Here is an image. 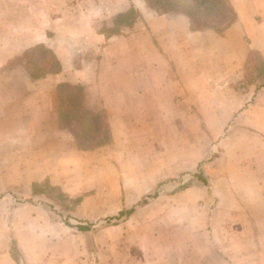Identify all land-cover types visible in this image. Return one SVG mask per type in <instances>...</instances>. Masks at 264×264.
Instances as JSON below:
<instances>
[{
  "label": "rangeland",
  "instance_id": "obj_1",
  "mask_svg": "<svg viewBox=\"0 0 264 264\" xmlns=\"http://www.w3.org/2000/svg\"><path fill=\"white\" fill-rule=\"evenodd\" d=\"M157 1L149 0L152 5ZM43 7L47 8L43 0H0V81L12 74L6 73L11 66H20L13 78L35 80L48 74L41 73L48 67L51 52L43 45L29 47L45 33L55 34L45 31L48 22L44 24L43 18L49 14ZM136 16L131 10L118 19L128 21ZM107 23L117 31L113 19ZM23 48V53L14 55ZM248 68V78L261 82L264 60L260 55L252 54ZM19 89L28 93L27 86ZM79 91L70 89L75 95ZM142 94L132 100L124 94L125 101L115 104L118 142L97 155L86 152L70 158L69 150H60L61 145L45 138L44 149L30 155L24 152L25 160L30 156L35 160L27 166L23 152L7 149L4 140L8 137L0 127V255L7 248L13 264H141L147 262L141 259L162 255L199 257V264H264V226L257 230V216L247 222L243 215L213 213L225 208L216 207L202 183L201 196H177L193 182L204 180L203 163L221 151L233 121L226 117L224 104L179 103L168 112L172 117L164 118L160 114L168 104L154 102V94ZM192 105L200 109V116L195 112L198 116L191 117L187 110ZM210 107L219 109L222 117L210 118L214 110ZM105 116L99 118L103 130L96 128L92 116L86 117L87 128L68 120L61 129L74 127L77 134L72 132V137L90 144L108 139V144L111 134ZM209 128L215 133L211 145ZM193 146L199 148L201 166L174 175L173 162L184 160ZM65 157L69 161L64 162ZM53 158L56 166H50ZM51 171L56 178L64 175L68 184L52 183L47 175ZM156 193L157 197L140 204ZM133 207L129 216L106 221ZM88 225V231L78 228Z\"/></svg>",
  "mask_w": 264,
  "mask_h": 264
},
{
  "label": "crops",
  "instance_id": "obj_2",
  "mask_svg": "<svg viewBox=\"0 0 264 264\" xmlns=\"http://www.w3.org/2000/svg\"><path fill=\"white\" fill-rule=\"evenodd\" d=\"M230 3L236 19L223 30H217L202 26L186 13L164 12L149 0H43V6H47L43 9L49 14L43 18L44 24L48 22L45 31L55 34L45 33L29 43V47H46L59 61L60 68L46 77L32 80L13 78L18 76L20 66L8 67L6 73L12 74L7 80L4 77L0 81V127L5 128L2 134L8 137L4 140L7 149L30 155L29 152L44 149L41 148L45 143L43 140L50 138L54 144L61 145L60 150H69L70 158L86 152L97 155L105 147L118 142L114 107L125 101L124 94L132 96L130 100L138 94H154V102L168 104L160 114L164 118L172 117L168 112L174 111L179 103L224 104L223 109L228 112L226 117L233 121L223 139L221 151L212 161L203 163L204 180L193 182L177 196L192 199L201 196L202 183L204 191L212 193L210 198L215 199L216 207L222 205L225 208L213 213L243 215L247 222L253 221L251 216L255 219L257 216V230L262 229L264 74H260L261 82L250 80L248 65L252 54L260 55L264 60V0H230ZM63 6L66 8L62 10ZM131 10L136 17L128 21L118 19ZM110 19L114 20L113 27L117 31L110 30L107 23ZM23 50L17 49L14 55ZM62 84L80 87V93L74 97L77 102L72 104L66 98L65 107H62L58 89ZM23 86L28 87V93ZM86 91L91 92L90 96ZM68 107L80 110L84 107L100 113L103 120L106 115L110 143L98 144V141L91 142L94 144L92 148L80 146V141L88 146L90 143L72 137V132L77 134L74 127L69 131L61 129L63 122L76 118L68 116L65 111ZM210 108L214 109L210 110V118L222 117L219 109ZM189 110L192 118L198 116L195 112L200 116V109L193 108V105ZM75 124L82 127L79 122ZM99 127L100 130L105 128L102 123L97 129ZM209 129L211 145L215 133ZM192 132L195 133V127ZM65 158L64 162L69 161L68 157ZM183 158L173 162L176 166L171 172L176 176L179 172H192L201 166L199 148L195 146ZM34 161L32 156L25 160L27 166L34 165ZM57 163L53 158L50 166ZM47 175L56 185L64 187L68 184L64 175L62 178L56 175V178L53 171ZM157 196V193L147 195L143 205L150 201L149 197ZM10 258L6 248L0 255V264H13ZM200 259L162 255L153 261L141 259L147 261L141 264H199Z\"/></svg>",
  "mask_w": 264,
  "mask_h": 264
},
{
  "label": "trees",
  "instance_id": "obj_3",
  "mask_svg": "<svg viewBox=\"0 0 264 264\" xmlns=\"http://www.w3.org/2000/svg\"><path fill=\"white\" fill-rule=\"evenodd\" d=\"M158 9L167 12V11H177L183 12L190 15L196 22L200 23L202 26L213 27L217 30H223L226 26L228 27L236 19V12L234 7L230 3V0H158L157 4L154 5ZM33 50L32 52H34ZM30 52V53H32ZM29 53V52H28ZM60 68L59 61L53 56L50 60H48L47 69L42 70V75L51 72H57ZM39 74V75H41ZM38 76V75H37ZM79 88L78 86L71 84H62L59 86L60 98L62 100V107L66 98H68L72 104L77 102V99H74L77 95L71 94L70 89ZM68 90V91H67ZM75 93V92H74ZM82 93V91H81ZM69 114L68 116H73L77 122H79L83 127L87 128L88 122L86 117L92 116L93 120L96 122L98 126L100 113H94L89 109L83 107L82 110L74 109V107H68L66 109ZM78 115V117H77ZM82 115V116H79ZM96 126V128H97ZM108 139H104L100 141L98 144L108 142ZM80 146L84 148H92L94 144H84L83 142H79ZM97 144V145H98ZM145 201H142L140 204H144ZM135 208L133 207L130 210H123L119 215L106 218L108 223L111 222L112 219L119 220L123 216H129ZM81 231L90 230V226H78Z\"/></svg>",
  "mask_w": 264,
  "mask_h": 264
}]
</instances>
